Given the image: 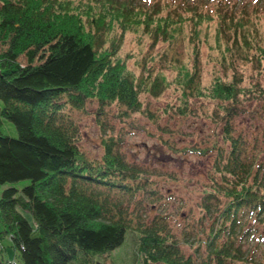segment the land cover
Returning a JSON list of instances; mask_svg holds the SVG:
<instances>
[{"label":"trees","instance_id":"1","mask_svg":"<svg viewBox=\"0 0 264 264\" xmlns=\"http://www.w3.org/2000/svg\"><path fill=\"white\" fill-rule=\"evenodd\" d=\"M215 1L0 0V184L29 179L1 190V250L7 237L22 264H103L94 256L109 254L131 229L135 264H264L244 242L250 235L264 241V151L253 152L235 133V118L256 116L251 104L264 102V5ZM129 31L169 49L151 53L139 73L141 59L129 66L123 50ZM54 39L69 45L35 62ZM179 41L187 45L182 58L173 50ZM201 62L210 66L208 81ZM173 84L180 113L191 98L217 101L222 138L193 146L213 152L199 201L201 219L213 220L204 238L196 234V256L183 251V237L163 215H145V198L156 190L119 137L108 133L101 158L91 159L73 117L90 103L97 115L145 113L141 93L157 96ZM6 121L16 136L2 131Z\"/></svg>","mask_w":264,"mask_h":264},{"label":"rangeland","instance_id":"2","mask_svg":"<svg viewBox=\"0 0 264 264\" xmlns=\"http://www.w3.org/2000/svg\"><path fill=\"white\" fill-rule=\"evenodd\" d=\"M148 2V0H146ZM153 1V0H152ZM207 4L213 6L216 1L210 0ZM245 1V0H240ZM249 4L264 0H247ZM163 10H166L165 8ZM139 33L126 32L123 44L124 52L129 55L127 63L129 66H136L140 58L142 65H139V73L143 72V66L150 64L146 59L153 52H160L162 55L169 47L163 41L152 44L149 37L138 38ZM141 35V34H140ZM69 42L62 43L58 39L48 42L35 56V62H45L50 56V50L54 47L64 48ZM1 46V45H0ZM187 45L183 41L176 43L174 52L179 57L186 55ZM207 53V50L205 49ZM204 51L202 58H204ZM25 62L24 57L19 58ZM205 59H203L204 61ZM207 63L201 62V68L210 74ZM174 66L166 69V75L171 79L174 76ZM204 80L210 79L204 74ZM181 93L175 85L166 87L157 96L144 91L141 93L142 107L144 112H132L127 117H113L112 115H97L95 105L87 104L83 110L74 112L73 117L77 121L80 130L78 145L85 155L91 159H100L103 153L102 139L110 135L119 137V148L125 157L132 162L141 164L146 169L148 177L147 186L150 184L156 192L145 198L144 204L146 216L163 215L176 236L182 239V249L188 254L197 255L195 249L196 234L202 238L208 231L212 216L201 219L202 211L199 201L202 197L201 187L207 182L208 171L213 160V152L201 154L193 150L194 147H204L221 140L219 128L215 124L217 101H208L205 98H191L188 103L187 112L180 113L178 106ZM252 107L258 114L240 115L235 118V133H243L248 138L253 152L264 151V102L252 103ZM249 107V106H247ZM115 112L114 107H110ZM98 118L101 121L98 122ZM2 131L12 136L17 135L16 128L11 122L6 121ZM244 135H242L244 137ZM192 147V148H191ZM191 148V149H190ZM29 183V179H21L14 183L0 184L1 190L9 185L17 186L19 189ZM25 216L33 222L30 213ZM192 227L193 229H189ZM190 232L183 236V232ZM245 245L254 249L257 258L264 257V241H257L256 236H249L244 239ZM4 249L0 251L1 264L7 259H13L16 264H22L17 252L12 248L9 239L3 238ZM1 249V248H0ZM4 251V252H3ZM200 250V254L204 253ZM3 254V255H2ZM137 259V237L135 232L127 229L123 241L109 254H98L94 256L95 262L103 264H135ZM72 264H78L72 261Z\"/></svg>","mask_w":264,"mask_h":264},{"label":"built area","instance_id":"3","mask_svg":"<svg viewBox=\"0 0 264 264\" xmlns=\"http://www.w3.org/2000/svg\"><path fill=\"white\" fill-rule=\"evenodd\" d=\"M5 264H16L13 259L7 260Z\"/></svg>","mask_w":264,"mask_h":264},{"label":"crops","instance_id":"4","mask_svg":"<svg viewBox=\"0 0 264 264\" xmlns=\"http://www.w3.org/2000/svg\"><path fill=\"white\" fill-rule=\"evenodd\" d=\"M0 251H1V253H2V250L0 249ZM4 252V251H3ZM3 255V254H2ZM7 260H9V259H7ZM2 263V259H0V264Z\"/></svg>","mask_w":264,"mask_h":264}]
</instances>
